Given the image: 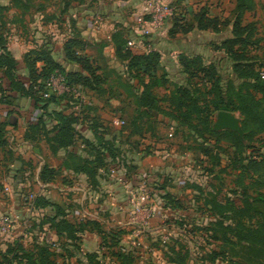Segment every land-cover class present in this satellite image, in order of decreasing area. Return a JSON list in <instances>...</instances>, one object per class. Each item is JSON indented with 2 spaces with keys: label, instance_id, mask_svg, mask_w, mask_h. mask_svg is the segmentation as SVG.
<instances>
[{
  "label": "crops",
  "instance_id": "obj_1",
  "mask_svg": "<svg viewBox=\"0 0 264 264\" xmlns=\"http://www.w3.org/2000/svg\"><path fill=\"white\" fill-rule=\"evenodd\" d=\"M142 1L0 0V43L15 61L16 82L25 88L29 86L24 56L30 51L48 53L66 73L88 76L79 63L65 58L64 44L69 39L82 43V49L77 54L88 58L102 82L97 90L85 89L88 105L81 106L83 112H73L75 106L68 99H60L58 104H50L47 110H43L33 99L12 89L11 81L0 69V86L3 90V95L0 92V213L21 212V221L23 215L30 218L28 224L17 222L11 236H0V262L8 257V250L15 245L30 250L32 244H37L48 246L50 251L55 249L52 252L57 255V264H89L90 258L95 264H118L111 250L106 255L98 229L105 232L123 231L119 237L120 244L126 248V252L133 250L127 244L132 243L134 234L124 226L126 187L140 180L148 183L152 189L155 213L153 225L161 222L167 211L178 210V199L184 192L176 194L173 189L179 187L181 182L174 178L171 167H167L168 163L161 162L164 167L160 168L161 165L156 163L152 155L145 154L147 147L150 150L160 148L161 141L158 128H154V125L149 128L140 120L148 115L153 122L170 124L167 136L171 132L172 137L177 122L167 116V113H172L171 110L138 112L148 109L129 103L130 94L125 92L124 86L135 87L137 94L142 92V87H138L137 80L128 75L127 61L122 60L117 53L121 41L126 42L123 50L133 52L127 43L137 40L135 24L142 13ZM254 1L256 8L252 13L258 11L263 16L264 26V0ZM235 3L232 0L230 12L219 16L230 23L224 30L212 32L219 41L216 43L232 38ZM167 31L152 34L145 44L150 52L159 53L160 65L167 71L170 82L183 85L186 76L181 70L179 56H201L199 49L207 44L204 42L203 45L201 41L193 44L191 39L193 33L204 31L194 28L174 38L168 37ZM36 66L40 70L43 63L38 61ZM172 70L175 71L174 75L170 73ZM110 91L120 94L119 99L109 97ZM122 106L123 109L119 108ZM56 110L62 112H52ZM55 113L78 117L77 122L71 125L74 135L72 145L63 146L57 139L62 125ZM116 115L126 122V128L117 129L111 125L110 121ZM129 119L131 122H128ZM180 128L186 133L184 128ZM82 143L86 146L83 147ZM105 143L119 150L114 157L106 150ZM98 164L103 167L94 168L96 174L89 178L83 167H97ZM43 168H47L51 174L49 180L40 179ZM111 169L117 175L124 171L131 179L127 183H120L110 174ZM1 185L3 188L9 187V192L5 193L8 196L6 200L2 196ZM19 187L28 189L35 199L39 197L41 204L36 206L34 199L29 207L23 208L14 194ZM53 218L57 223L68 221L78 231L56 232L50 223ZM80 227L83 230H79ZM12 264L20 263L14 261Z\"/></svg>",
  "mask_w": 264,
  "mask_h": 264
},
{
  "label": "rangeland",
  "instance_id": "obj_2",
  "mask_svg": "<svg viewBox=\"0 0 264 264\" xmlns=\"http://www.w3.org/2000/svg\"><path fill=\"white\" fill-rule=\"evenodd\" d=\"M169 4L174 14L173 17L183 16L185 23L193 24V12H198L200 8L204 7L210 16L219 18L224 12H230L232 0H223V2L222 0H185L182 3L169 2ZM262 17L258 11L246 12L243 22H257L258 24V37L261 41L259 49L254 54L257 56L256 64L259 66L261 63L263 64L259 71L261 78L264 79ZM170 25L171 20L168 21L166 27ZM192 35L193 44L201 41L203 45L204 42L208 45V47L206 45L199 49L204 63L209 61L210 64L215 65L223 79L233 77V63L226 56L222 57L221 51L217 50V46L220 44L216 43V41L219 42L217 37L210 31ZM174 72L172 70L170 73L174 75ZM156 74L157 78L167 77L168 82L166 81L167 83H162L151 90L156 103L155 110L169 112L168 110L171 108L167 99L179 84L170 82L167 71L160 63L157 66ZM145 81L147 82V78L142 77V82ZM192 82L196 84L197 79H192ZM140 83L137 81L138 87H142V83ZM133 88L135 87L131 85L124 86L125 92L130 94H127L131 98L129 103H135L136 107L141 108L138 105L140 94H137L136 88ZM108 95L117 100L120 96L112 91ZM70 102L74 104L71 100ZM119 108L123 109L124 106ZM130 108L132 111L133 107ZM152 110L138 112H151ZM128 111L125 110V112ZM233 114L240 120L242 129V118L237 112ZM116 117L119 116L116 115ZM215 119L216 114L212 116V124ZM140 121L149 128L153 125L154 128H158L157 132L161 141L160 148L150 150L147 147L144 151L145 154L152 155L157 164L168 163L167 167H171L174 178L181 182L179 187L173 189V192L176 194L184 192V194L178 199L180 202V205L177 206L178 210L176 211L175 208L169 213L167 211L166 216L161 219V222H156V225H153L155 224V222L153 223L155 213L152 214L148 229L145 233L135 237V239L141 240L143 245L135 248L131 244H124L134 248L131 252L135 257L134 261L136 259L135 264H261L264 261V229H261L264 223V133L255 134L254 129H250L248 133H244L242 129V137L235 133L242 143L241 149L238 150L227 141V137L215 141L208 134L198 137L195 131L181 133L182 129L174 126L175 131L173 130L171 138L167 136L170 124H166L164 121L153 122L148 115L143 116ZM128 122L131 120L129 119ZM220 132L223 131L217 133ZM160 165V168L164 167V164ZM20 188L14 192L15 198H19L23 208L27 205L29 207V203L25 201L24 197L30 191L25 188L19 190ZM1 189L3 198L8 199L3 185H1ZM170 197L176 198L173 195ZM169 199L171 200V198ZM4 215L19 217L17 221L22 224H28L30 221V218L25 217L23 213L21 221V212L20 214L14 211L0 213V216ZM223 227H227L226 231ZM257 229L260 231H256ZM249 233H253L251 237H248L251 235ZM252 241L255 243L261 241L263 245L254 244ZM33 245L35 244L31 246ZM105 249L106 255H108L109 251L106 247ZM54 255V258L57 259V255ZM170 259H174L176 262L174 263Z\"/></svg>",
  "mask_w": 264,
  "mask_h": 264
},
{
  "label": "trees",
  "instance_id": "obj_3",
  "mask_svg": "<svg viewBox=\"0 0 264 264\" xmlns=\"http://www.w3.org/2000/svg\"><path fill=\"white\" fill-rule=\"evenodd\" d=\"M182 1L185 0H175L174 3H182ZM235 1L233 21L231 23L232 38L223 40L217 46V50L222 51L232 61L233 77L223 79L218 72V68L210 63L205 65L199 55L193 57L179 56L178 61L182 72L186 76V83L183 86H176L170 93L167 100L172 113H167V116L177 122V126L184 128L187 133L195 131L198 137L208 134L215 141H219L222 137H227V141L240 150L242 143L238 136L230 131L214 132L211 121L212 116L218 112H237L242 118L244 133H248L250 129H254L255 134L264 133V79L261 78L259 71L263 64L261 63L260 66L256 64L257 56L254 54L259 49L261 39L258 37V28L255 22H243L245 13L253 12L256 8V3L254 0ZM262 8L264 9V4ZM193 13V24L185 23L183 16L180 18L178 16L173 17L174 14H172L170 18L171 25L167 31L168 37L174 38L177 35H185L194 28L200 31L218 33L230 23L227 19L222 20L218 17L210 16L208 10L204 7ZM125 44V41H121L118 44L117 53L122 60L127 61L128 75L142 83H140L142 92L139 96L138 105L146 107L148 110L156 109L151 90L167 81V77L157 78L156 72L160 63V55L157 52L135 55L126 49L123 50V47L126 46ZM82 46V43L78 40L69 39L64 44V54L67 60L79 63L82 69L89 74L88 76L80 73H66L50 58L48 53L30 51L24 56L30 80L29 86L25 88L14 80L15 61L5 50L2 43H0V48L2 49L0 53V69H3L5 76L11 81L12 89L19 93L22 92L25 96L33 99L38 107L40 106L41 109L47 110L50 104L56 105L60 99H67L64 96L57 97L54 95L44 99L42 96L46 90V81L55 70L64 73L70 84L80 85L84 89L97 90V87L101 85L100 76L95 74L96 69L92 67L88 58L77 54V51L81 50ZM38 61L43 63V67L40 70L36 66ZM142 77H146L147 82H142ZM192 79H197L196 84L192 82ZM0 92L3 95L1 86ZM1 98L6 97L2 96ZM52 112L62 111L56 110ZM54 115L58 116L62 125L57 139L63 146L72 145L74 135L71 125L75 121L77 122L78 117L73 116V114L66 117L61 116V113H55ZM181 132L184 133L183 130ZM82 146L85 147L86 144L82 143ZM105 148L109 150L111 157H114L113 155H116L119 151L110 143H105ZM98 167L103 166L102 164H98L97 167L86 166L83 167V171L91 178L96 174L95 169ZM49 175L51 176L48 173V169L43 168L40 173V179L42 181L49 180ZM39 199V197L35 199L36 206L41 204ZM50 223L56 229V232L65 231L72 233L73 231H78L66 220H61L57 223L55 218H53ZM223 229L226 231L227 227H223ZM228 229L231 228L228 227ZM261 229H264V223ZM79 230H83V227H80ZM256 231L260 230L257 229ZM98 232L102 236V246L106 247L108 251L111 250L110 252L118 261V264H133L132 252H122L120 250L122 245L119 237L123 234V231L105 232L98 229ZM249 234L251 235L248 237H251L253 233ZM253 243L263 245L261 241ZM7 254L8 257L3 258L0 264H12L14 261H18L20 264H57L54 258L55 253H52L48 246L35 244L30 250H25L21 245H15L13 249L8 250ZM9 255H12V257L9 258ZM170 261L176 262L174 259H170ZM89 264H95L92 258H90ZM261 264H264V261Z\"/></svg>",
  "mask_w": 264,
  "mask_h": 264
},
{
  "label": "built area",
  "instance_id": "obj_4",
  "mask_svg": "<svg viewBox=\"0 0 264 264\" xmlns=\"http://www.w3.org/2000/svg\"><path fill=\"white\" fill-rule=\"evenodd\" d=\"M127 2L131 0H126ZM142 13L136 19V32L137 40L129 41L127 45L135 55L147 54L150 52L148 46H146V39L157 32L167 31V23L172 17L173 11L169 3L164 0H143L142 1ZM138 51V52H137ZM51 95L64 96L68 100L74 102L73 111H79L81 106L88 105L86 99L85 89L80 85L70 84L64 73L59 70H55L46 81V90L43 93V98L46 99ZM111 125L117 129L125 126V121L120 118H113L110 121ZM168 137H172V133L168 134ZM110 174L116 177V180L120 183H127L129 179L126 172L121 171L120 175L114 169L110 170ZM5 193L9 192V187L4 188ZM126 209L125 217L126 222L124 226L132 231L134 239L131 243L132 247H139L143 245L142 241L135 237L145 233L148 229L150 218L153 216V200L152 189L148 183L140 180L126 187ZM25 201H28L29 205L34 201L35 195L29 193L24 197ZM19 217L12 215L0 216V236L9 237L12 235L15 229V225L18 222ZM134 249V248H133ZM122 252L126 251V248L122 245L120 248Z\"/></svg>",
  "mask_w": 264,
  "mask_h": 264
},
{
  "label": "water",
  "instance_id": "obj_5",
  "mask_svg": "<svg viewBox=\"0 0 264 264\" xmlns=\"http://www.w3.org/2000/svg\"><path fill=\"white\" fill-rule=\"evenodd\" d=\"M212 130L215 132L228 130L238 134L239 137H242L243 135L240 120L234 114L229 112H218L216 114Z\"/></svg>",
  "mask_w": 264,
  "mask_h": 264
}]
</instances>
